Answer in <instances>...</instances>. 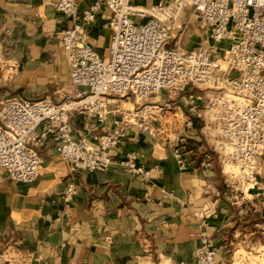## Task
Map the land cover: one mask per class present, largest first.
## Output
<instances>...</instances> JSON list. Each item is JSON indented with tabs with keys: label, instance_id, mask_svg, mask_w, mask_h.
<instances>
[{
	"label": "built area",
	"instance_id": "2783aa9c",
	"mask_svg": "<svg viewBox=\"0 0 264 264\" xmlns=\"http://www.w3.org/2000/svg\"><path fill=\"white\" fill-rule=\"evenodd\" d=\"M44 3L71 22L61 44L74 92L61 101L12 97L0 102V169L11 181L36 185L49 144L72 172L94 173L114 162L113 151L128 139L129 127L147 130L155 122L160 135L164 124L173 133H187L202 117L213 139L211 149L203 152L205 163L219 153L224 168L238 169L226 172L229 186H247L254 197L264 199L259 178L264 155V0ZM101 13L108 15L111 31L105 56L88 44V31ZM193 17L208 36L196 48L182 44ZM11 38L12 31L0 20V57ZM178 98L187 102L185 107L175 106ZM127 99L132 108L125 107ZM109 112L116 116L113 128L97 133ZM76 115L87 121L84 136L74 134ZM187 139L172 141L173 155L181 162ZM121 165L147 175L134 151ZM77 194L76 185L69 183L65 200ZM29 256L9 246L0 253V264H31ZM192 264H220L217 249L205 237Z\"/></svg>",
	"mask_w": 264,
	"mask_h": 264
},
{
	"label": "crops",
	"instance_id": "0c3cea01",
	"mask_svg": "<svg viewBox=\"0 0 264 264\" xmlns=\"http://www.w3.org/2000/svg\"><path fill=\"white\" fill-rule=\"evenodd\" d=\"M0 20L12 31L0 57V102L12 97L61 101L72 94L61 44L71 22L44 0H0ZM108 20L101 13L88 31V44L101 56L110 43ZM115 118L109 112L97 122V133L112 129ZM201 118L192 132L171 131L170 138L157 133L155 122L147 130L129 127L128 139L113 151L114 162L102 171L72 172L56 162L52 144L44 150V174L31 188L0 169V253L13 246L29 253L31 264H192L205 237L220 264L262 259L264 199L247 186H229L219 153L205 163L203 152L213 139L199 129L205 124ZM74 122L75 136L86 135L87 121L76 115ZM186 136L181 162L172 141ZM132 151L147 175L121 165ZM259 161L264 184V155ZM69 183L78 194L66 201Z\"/></svg>",
	"mask_w": 264,
	"mask_h": 264
},
{
	"label": "rangeland",
	"instance_id": "374dc122",
	"mask_svg": "<svg viewBox=\"0 0 264 264\" xmlns=\"http://www.w3.org/2000/svg\"><path fill=\"white\" fill-rule=\"evenodd\" d=\"M207 37L208 36L206 34V31L201 28V26L199 25L198 20L195 17H193L192 20H191L190 29L184 35L182 44L185 45V46H187V47H194V48L201 47V46H203V45H205L207 43V40H208ZM182 100H179V98H178L177 99V105H175V106L182 105V107H185V104L187 102L185 103ZM131 102L132 101L130 99H127V100H124L123 101L124 104H127V105H129L130 108H132ZM204 126H205V124H204ZM203 128H204L203 127V123L202 124L200 123L199 129H203ZM204 131L207 132L208 129H204ZM171 135H172V132L171 131H168L167 130V125L164 124V133H163V136L164 137H167V138H170ZM205 135H207V134H205ZM56 162L57 163H60L62 161L59 160V161H56ZM234 170L235 171H238V169H235V167L233 165H226V167H225V171L226 172H230V171H234ZM20 184H22L23 187H26L27 188V185H25L23 183H20ZM263 245H264V243H263ZM251 251H252V249H249L248 250V252H251ZM251 264H264V255H263L262 259L255 260L254 262H251Z\"/></svg>",
	"mask_w": 264,
	"mask_h": 264
}]
</instances>
